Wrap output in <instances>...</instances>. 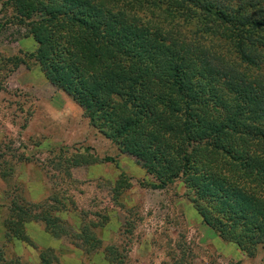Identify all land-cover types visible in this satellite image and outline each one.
Segmentation results:
<instances>
[{
    "label": "trees",
    "instance_id": "1",
    "mask_svg": "<svg viewBox=\"0 0 264 264\" xmlns=\"http://www.w3.org/2000/svg\"><path fill=\"white\" fill-rule=\"evenodd\" d=\"M9 1L47 79L100 128L113 127L155 188L185 177L264 222V0ZM230 45L238 61L224 52ZM33 207L11 206L8 240H28L30 221L57 237L59 219Z\"/></svg>",
    "mask_w": 264,
    "mask_h": 264
},
{
    "label": "rangeland",
    "instance_id": "2",
    "mask_svg": "<svg viewBox=\"0 0 264 264\" xmlns=\"http://www.w3.org/2000/svg\"><path fill=\"white\" fill-rule=\"evenodd\" d=\"M17 15L15 3L0 0V222L15 202L59 222L57 237L42 221L23 224L28 240H8L2 229L0 264H264V222L254 223L238 199L221 205L185 177L155 188L113 127L100 128L47 79ZM224 50L238 61L231 45Z\"/></svg>",
    "mask_w": 264,
    "mask_h": 264
},
{
    "label": "crops",
    "instance_id": "3",
    "mask_svg": "<svg viewBox=\"0 0 264 264\" xmlns=\"http://www.w3.org/2000/svg\"><path fill=\"white\" fill-rule=\"evenodd\" d=\"M2 229H5V227H4V224L2 222H0V232H1V234L4 232V230H2ZM5 232H6V229H5ZM45 233H47V232L45 231Z\"/></svg>",
    "mask_w": 264,
    "mask_h": 264
}]
</instances>
